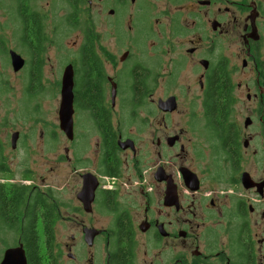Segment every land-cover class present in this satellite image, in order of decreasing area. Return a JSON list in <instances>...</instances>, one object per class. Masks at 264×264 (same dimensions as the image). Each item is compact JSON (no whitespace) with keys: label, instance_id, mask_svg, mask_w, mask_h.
<instances>
[{"label":"flooded vegetation","instance_id":"1","mask_svg":"<svg viewBox=\"0 0 264 264\" xmlns=\"http://www.w3.org/2000/svg\"><path fill=\"white\" fill-rule=\"evenodd\" d=\"M142 1L0 0V264H62L60 221L64 264H264V0ZM69 65L62 213L42 105Z\"/></svg>","mask_w":264,"mask_h":264},{"label":"rangeland","instance_id":"2","mask_svg":"<svg viewBox=\"0 0 264 264\" xmlns=\"http://www.w3.org/2000/svg\"><path fill=\"white\" fill-rule=\"evenodd\" d=\"M142 2L143 1L140 0L139 6L142 5ZM117 8H118L117 16L115 15L112 19L110 17L106 16L108 21L112 25V29L114 30V32L116 31V28L119 29L123 25L124 19L126 18L125 17L126 16V14H125V6L117 5ZM132 9L133 8H130V10H132ZM116 18H117V20H116ZM137 18H138V16L135 15V14L132 16V20L133 21H136ZM116 24H120V25H118L116 27ZM72 40H73V38H67L65 40V42L62 41V44H64V46H67L69 48L71 46V41ZM107 40H108L109 44H112L113 37L110 36V37H108ZM65 61H66V58L64 57L63 54H62L61 57H58V58L55 59L56 65H58V67L61 66V64H63ZM109 74H111V72H109ZM61 76H62L61 70L58 68V74H57V98H56V101H55L56 104L54 102H50V105H49L50 106V110H49L48 105L47 106L46 105L45 106L42 105V108H43V111L45 113V115L43 116L45 121L48 122V123L50 122L51 124H53V121L55 122L56 129L55 128H52V129H54L56 131V134H57V154H58V161H57V171H58V174H57V177H58L57 186H58V189H57V192H58V199L60 200V204H63V205H61L60 209H61V212L64 213V204L66 202L67 191H66V189H60V188L65 183L64 178H65L66 163L64 161H60L59 158H60V156H63V154H64L63 148L65 146H67V143H66L65 136L62 134V132L59 129V121H58V108H59V102H60V81H61ZM0 93H2L1 87H0ZM33 98H34V96H32L27 91V89L24 88L22 90V97H21V100L18 103V105L21 108V114H20L21 116H26L30 112V110H32L31 103L33 101ZM33 103H35V102H33ZM55 108H56V117L54 118L53 114H52V111ZM0 113H3V112L0 110ZM38 113H39V108H38L36 114H38ZM16 115H19L18 110L16 112ZM80 120H81L80 113L78 112L76 117H75V143H74V150H75V152L77 154H79L81 152V149L83 148L82 139H81V135H82L83 130H81V127H80V122H79ZM44 125H45V123H42V127ZM44 132H45L44 136L46 138H49V131H44ZM108 222H109L108 217L104 216L103 219H102L103 226H107ZM58 227H60V229L57 230V232H56L55 242H56V246H57L58 255L60 256V260H61L62 264H64L67 261L66 244L69 243V235H70V233L64 227V222L60 221V223L58 224ZM78 241H79V237L77 235L76 246L78 248H80V246L78 245ZM77 253L79 255L83 256L81 252H77Z\"/></svg>","mask_w":264,"mask_h":264},{"label":"water","instance_id":"3","mask_svg":"<svg viewBox=\"0 0 264 264\" xmlns=\"http://www.w3.org/2000/svg\"><path fill=\"white\" fill-rule=\"evenodd\" d=\"M18 64H20L19 61H17L16 59L13 60V65L15 68L19 67ZM72 87H73V73H72V68L69 65L65 67L62 73L61 86H60V102L58 108L59 128L69 139L72 137V125H73ZM88 204H89L88 210H90V203L88 202ZM84 232L86 234L85 241L88 242L87 237L89 238V235L90 237H93L94 231L92 229H87ZM14 259L18 260L19 264H26V258L22 249L7 250L5 253L4 260L1 264H12V262H14Z\"/></svg>","mask_w":264,"mask_h":264},{"label":"trees","instance_id":"4","mask_svg":"<svg viewBox=\"0 0 264 264\" xmlns=\"http://www.w3.org/2000/svg\"><path fill=\"white\" fill-rule=\"evenodd\" d=\"M31 243H30V246L29 248L27 249L28 250V253H29V260L31 261H35L36 260V252H38V249L36 248V246L34 245V242H33V236L31 237ZM49 250V248H48ZM46 249V251H48Z\"/></svg>","mask_w":264,"mask_h":264}]
</instances>
